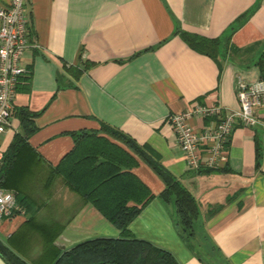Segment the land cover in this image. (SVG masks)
<instances>
[{"label": "crops", "instance_id": "0c3cea01", "mask_svg": "<svg viewBox=\"0 0 264 264\" xmlns=\"http://www.w3.org/2000/svg\"><path fill=\"white\" fill-rule=\"evenodd\" d=\"M7 2L0 0V5ZM22 7L27 42L17 61L23 69L9 123L0 133V153L16 131L52 165L71 147V131L110 124L145 144L192 193L219 264H264V103L254 106L257 122L230 130L214 167H187L165 119L193 102L219 104L227 112L237 106L239 79L264 82V0H23ZM249 7L253 9L228 35L234 52L225 50L217 63L175 32L219 35ZM19 108L38 111L31 117V130L20 127ZM187 121L198 128L208 120L194 115ZM35 169L33 180H38L45 166ZM131 170L153 196L127 229L167 248L179 264H203L181 241L171 202L158 199L159 176L140 160ZM57 185L64 186L56 176L47 189L57 207L47 213L40 207L35 215L60 223L51 231L53 246L62 250L86 237L119 234L92 204L77 203L65 186V194L55 192ZM25 216L23 208L0 219V234L14 237L13 250L36 246L33 230L23 233ZM0 264L7 263L0 258Z\"/></svg>", "mask_w": 264, "mask_h": 264}, {"label": "trees", "instance_id": "16d2710c", "mask_svg": "<svg viewBox=\"0 0 264 264\" xmlns=\"http://www.w3.org/2000/svg\"><path fill=\"white\" fill-rule=\"evenodd\" d=\"M253 7L237 15L216 36L207 37L186 29H176L175 32L194 51L212 57L217 63V56H222L225 50L234 52L235 48L229 44L228 35L235 27V22L250 13ZM252 45L249 44L247 48ZM37 112L28 108L16 109L19 125L25 132L32 129L31 117ZM99 124L97 130L81 128L71 131V147L52 165L45 163L31 149L23 134L15 131L7 147L0 153V187L9 189L24 208L27 216L23 219V233L33 230L35 245L39 249L33 257L27 256L29 248L26 246L27 250L21 247L13 250L17 246L13 244L14 237L10 236L6 244L0 240V258L7 264H179L167 248L133 236L126 227L153 196L152 191L131 170L136 161L140 160L150 166L162 180L157 196L161 202H171L173 205L174 226L181 241L203 264H219L221 260L215 248L203 233L198 206L192 193L158 162L145 144L137 143L110 124ZM38 165L45 166L39 178L41 193L44 191L45 195H50L47 189L57 176L66 190L75 194L77 203L85 201L92 204L103 217L113 223L119 234L86 237L62 250L53 246L51 241L54 233L51 231H56L60 223L37 220L36 212L40 207L44 208L46 196L37 201L29 194L33 190L31 183L25 188V180L37 175L34 168Z\"/></svg>", "mask_w": 264, "mask_h": 264}, {"label": "built area", "instance_id": "2783aa9c", "mask_svg": "<svg viewBox=\"0 0 264 264\" xmlns=\"http://www.w3.org/2000/svg\"><path fill=\"white\" fill-rule=\"evenodd\" d=\"M22 3L23 0H8L5 5H0V133L9 123L11 99L23 69L17 61L27 42ZM234 92L237 106L227 112L219 104L202 106L193 102L183 110L166 115L165 119L187 167L216 166L230 130L241 123L253 125L257 122L253 110L255 105L264 103L262 79L253 78L247 83L239 79ZM194 115L207 117V123L198 128L192 127L187 118ZM18 210L22 212L23 208L18 205L14 194L0 187V219Z\"/></svg>", "mask_w": 264, "mask_h": 264}, {"label": "rangeland", "instance_id": "374dc122", "mask_svg": "<svg viewBox=\"0 0 264 264\" xmlns=\"http://www.w3.org/2000/svg\"><path fill=\"white\" fill-rule=\"evenodd\" d=\"M25 181H26V184H27V187H25V188H28L30 186V183H31V187H32L31 189H33V192L36 193V194L32 193L31 190H30V193L29 194H31L34 199H36L38 201L39 199H41V198H43V197L46 196V199H44L45 206H44V208H42V212H46L47 213L48 211L51 210V208H53V206H56V203H51V200L49 201V197H50L49 194L48 195H45L44 194V191H42V193L40 192L39 189L41 187H40L39 184H40L41 181L39 179L38 180H33V178H31L29 181H27V180H25ZM33 181H34V183H33ZM54 190H55V192H56V190H58V191L62 192L63 194H65L64 193V186H61V189H59V186L57 185V188H55ZM58 191H57L56 198H59L60 199V197H63V195L60 196V193ZM61 205H62V203H61ZM39 219H41V217ZM0 239H2V241H4V242H6V241L8 242L9 241V239L7 238V236L6 235H3V234H0ZM34 247L32 246L30 248V251L28 252V254H34V255H36L38 253V249L39 248L36 247V246H34ZM34 257H36V256H34ZM38 258H39V256H38ZM39 259H42V258H39Z\"/></svg>", "mask_w": 264, "mask_h": 264}]
</instances>
